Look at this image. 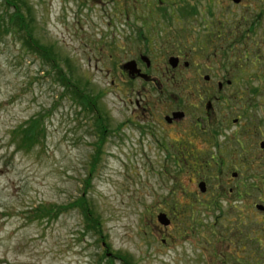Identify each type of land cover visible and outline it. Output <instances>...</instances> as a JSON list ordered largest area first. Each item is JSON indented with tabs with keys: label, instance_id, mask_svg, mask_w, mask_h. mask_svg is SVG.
I'll return each mask as SVG.
<instances>
[{
	"label": "rangeland",
	"instance_id": "rangeland-1",
	"mask_svg": "<svg viewBox=\"0 0 264 264\" xmlns=\"http://www.w3.org/2000/svg\"><path fill=\"white\" fill-rule=\"evenodd\" d=\"M13 2L7 15L18 11L29 28L0 26V264H107L116 255L131 264H264V233L247 238L248 253L226 242L238 222L251 233L264 223L255 209L264 206V180L255 182L264 177V0ZM5 10L0 0L1 18ZM30 33L50 50L47 61L22 43ZM178 50L186 57L177 72L165 56ZM138 53L164 56L142 63L154 85L122 72ZM209 97L222 130L229 125L218 147L193 132ZM177 106L188 115L169 126ZM238 118L250 124L245 164L225 140ZM212 156L224 167L207 164ZM79 200L91 204L103 242L68 207Z\"/></svg>",
	"mask_w": 264,
	"mask_h": 264
},
{
	"label": "flooded vegetation",
	"instance_id": "flooded-vegetation-1",
	"mask_svg": "<svg viewBox=\"0 0 264 264\" xmlns=\"http://www.w3.org/2000/svg\"><path fill=\"white\" fill-rule=\"evenodd\" d=\"M219 34H220V32H219ZM133 57H137V63L135 62L136 64L134 65V67L136 68V71L138 73L131 75L126 70L124 71L123 69H121L122 72L124 74H126V76H129L128 78H131L132 80H142L145 83H150V84H153L154 85L155 84V81L153 82L152 79L150 78V76L147 75L146 73H144L145 72L144 71V68L142 69V67H143L142 66V63H144L143 62V57H164V56L163 55L162 56L161 55L159 56V54H158V56L157 55L156 56H154V55L151 56V55H148V54H145V53H138V54L134 55ZM165 57H176L177 58L178 63H177L176 71L178 72V71H180V69L177 70V68L179 67V64H180V62L182 60L181 57H186V55L183 53V51L178 50V52H176L174 54H171L169 56H165ZM184 65H186V64L184 63ZM149 66L150 65H148L146 67H149ZM143 74H145V75H143ZM159 87H160V85H159ZM190 88H192V86ZM220 88H222V87H220ZM195 90H197V87H195ZM163 96H165L167 100L171 98V95H169L168 93L165 95L164 92H163ZM210 98L212 99V97H210ZM215 101H219V103H222V105H220V106H222V108L225 109V110H230L232 108L231 105L229 104L228 100H223L221 97H216ZM176 103H178V100H177ZM219 103L217 102V104H216V105H218V108H219ZM182 104H183V102L181 101V106H182ZM178 105H179V103H178ZM178 108L179 107L177 106L176 107V110L171 113V116L174 113H182L184 115V117L181 118V119H176V118H174V116H173V118L172 117L170 118L168 116V117H166L164 119L165 122L167 123V125H169V126H176L179 123L181 124L186 119V117L188 115L187 112L184 111L185 112L184 113L183 111H180L179 110L180 108L179 109ZM181 110H182V107H181ZM241 110H242L241 117L243 118L244 123H245V120L247 118H250V115H249L248 110H246V109L245 110L244 109H241ZM203 112H205V115L206 116L200 122L199 121L194 122L195 124H194V127H193L194 128L193 129V132L199 131L203 135H206L207 136V139L214 146H217L218 147V144H217V140L218 139L217 138H219L220 136L221 137H226L225 130L229 127L228 122L226 123L225 127L222 130L223 123L222 122H218L216 120V118H215V117H218L219 111H217V109H216V111L214 110V107H212V103L206 102V104H205V110ZM209 120H212L211 121L212 123H210V125L207 124V127H205L204 124L207 123ZM225 121H226V119H225ZM244 123H243L242 120H240V118H238L237 120L236 119L235 120L233 119V122H231V127H233L234 129L236 128V129H235L234 133L232 134V137H230L229 139L225 138V140H228L227 143L231 142V151L233 152L236 149L237 152H239L240 155L243 157V158H241V160H243L242 163L244 162V164H245V162H250V156L251 155H250V152L248 151V149H249L248 143L246 144V143L243 142V140H245L247 138V136L250 134V131H249L248 127H247L250 124L244 125ZM148 133H150V132H148ZM164 149L165 150H168L167 147H164ZM261 150H263V149H261ZM211 158L212 159H211L210 163L211 162L213 163V161H215L216 162L215 164L219 165L218 168L219 167L222 168V165L224 167V164H225L224 161L222 162V160L220 161L218 159H217L218 161L216 159L214 160L213 159V156ZM244 164H242V165H244ZM263 165H264V162H263ZM196 167L197 166H195V168ZM217 173L218 174L221 173L220 172V169H217ZM231 176L232 177H230V181H233L236 178L237 174L236 175L235 174H232ZM197 177H199V176H197ZM263 180H264V177L261 176V175L255 177V182L262 183ZM240 184H241V182L238 183L236 186H238ZM203 185L205 186L204 183H203ZM251 187L253 189H255L256 188V185H251ZM249 189H250V186H246L244 184L241 193H243L244 195L247 196L248 194H245V192L248 191ZM259 193L261 194V191H259ZM222 196H224V195L221 194V197ZM263 213H264V211L260 212V214H263ZM237 224H238V227L237 226L235 227V229L231 232L230 236H228V241H226V242H228L229 244H234V245L236 244V248H238L240 250V253H248V252H250V250L248 249L247 238H250L251 236H254L255 238H256V236H257V238L258 237H261V234L260 233H264V223L261 224V229L256 230L257 232H255V233H251L250 231H245L241 227H239V225H241L242 227H245V224L244 223L238 222ZM231 230L232 229H229V232ZM233 238H235V240L237 242L236 241L234 242V239ZM229 239H232V241L229 240ZM256 243L259 244L258 245L259 247L263 248L261 246V243L259 241H257ZM237 263L240 264V262H237ZM241 264H246V263L243 262Z\"/></svg>",
	"mask_w": 264,
	"mask_h": 264
},
{
	"label": "trees",
	"instance_id": "trees-1",
	"mask_svg": "<svg viewBox=\"0 0 264 264\" xmlns=\"http://www.w3.org/2000/svg\"><path fill=\"white\" fill-rule=\"evenodd\" d=\"M4 4H5L6 10L4 12V14H5L4 18H1V16H0L1 28L5 27V30L7 32H8V30L9 31L13 30V33H15V34H17V32L21 33V31H26V29H28L29 26H28V24H22L21 25V22L19 20H17L18 11L16 14L11 13V15H9V16L7 15L8 12H14V8H15L14 4L15 3L13 2V0H4ZM11 10H13V11H11ZM193 11H194V15H195V10H193ZM245 35H247V34H245ZM18 36H19V34H18ZM27 37L28 38L23 39L24 41L22 40V43L24 42L25 45L29 48V50H31L32 52L38 53V55H40V57L42 56V58H44L45 61H47L46 58L49 57V55L47 54V51H50V50H47L45 48L43 49L38 43H36L33 40L31 33L29 35L27 34ZM246 57H248V56H246ZM49 61H50V64L53 65L54 68L57 66V65H55L53 60H49ZM62 84L64 85V87L66 84V89H68V90L73 88L69 82H63L62 81ZM76 94L78 95V93H76ZM79 95H80V93H79ZM80 97H82V96H80ZM84 105L87 106L90 111H93V107H94L93 98L90 97L89 101H86ZM34 143H35V141L33 139V136L30 135V132H29L28 136H25L24 139L22 140V144H25L26 148H30ZM207 164H212V163L208 162ZM91 165L94 166L95 163L92 161V162H90V167H91ZM94 169L95 168H92V171L90 173H93ZM90 173H89V177H88L89 182H90L89 179H91V177H92V174H90ZM258 191H260V190L258 189ZM68 207L75 209L76 211L79 210V212H81L82 219L84 220L83 222H84V226H85V232L87 234L93 233V235L97 237V240L99 242L104 241L103 240L104 235H103L102 228H101L102 227L101 222L99 221L97 216L95 217L92 214V210H91L92 207L88 201L84 202V200H79V201L74 202V204H72ZM41 214L46 215L48 218H51V219H53V216H54V214H52V213H48V214L41 213ZM192 227H194V225H192ZM192 227H191V230H192ZM107 260H108L107 264H116V262H119L120 264H131L130 262H128V260L126 258L123 259V257L121 255H116L115 258H113V259L108 258ZM98 263L103 264L101 259L98 261Z\"/></svg>",
	"mask_w": 264,
	"mask_h": 264
},
{
	"label": "water",
	"instance_id": "water-1",
	"mask_svg": "<svg viewBox=\"0 0 264 264\" xmlns=\"http://www.w3.org/2000/svg\"><path fill=\"white\" fill-rule=\"evenodd\" d=\"M232 1L236 4V3H238L240 0H232ZM176 64H177V61H176V60H173V59H172V60L170 61V65H171L173 68L176 67ZM125 69L129 70V73H130L131 75H133V74H137V73H138V72L136 71V69H135L133 63L127 65V66L125 67ZM258 209H259V210H263L261 207H258ZM165 217H166V216H164V215H160V217L158 218V222H159L161 225H163V227L166 226V225H169V221H168L167 218H165Z\"/></svg>",
	"mask_w": 264,
	"mask_h": 264
}]
</instances>
